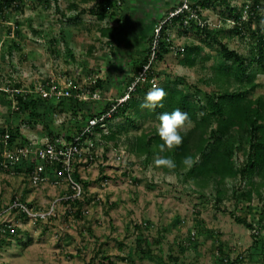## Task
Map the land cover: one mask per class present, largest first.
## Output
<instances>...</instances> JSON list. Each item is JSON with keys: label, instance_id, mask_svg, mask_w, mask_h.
I'll use <instances>...</instances> for the list:
<instances>
[{"label": "rangeland", "instance_id": "obj_1", "mask_svg": "<svg viewBox=\"0 0 264 264\" xmlns=\"http://www.w3.org/2000/svg\"><path fill=\"white\" fill-rule=\"evenodd\" d=\"M100 1L23 0V9L5 12V20L0 18V86L10 88L20 85L23 91L33 92L35 86L42 85L48 77L60 76L63 86L66 84V78H75L78 85L90 90V87L99 80L103 90V92L99 91L102 97L96 99V103H92L93 108L99 110L107 102L106 100L113 102L121 97V89L135 75L137 65L147 54L149 55L150 52L146 53L149 47L152 53L155 40L152 44L148 42L156 25L155 39H158L159 43L160 41H165L167 45L171 43L173 51L165 53L162 60L157 61V57L155 58L156 64H152L150 69V74L155 80L153 83L150 81L144 83L151 84L149 90L154 83L162 87L165 83L172 84L174 80H178L182 82L179 87L191 88L195 99L200 98L204 102L207 93L217 90L215 84L205 83V80L213 74L211 66L221 62L229 65L231 61L224 60L221 43L214 37H209L195 27L182 35L180 24H162L169 8L168 2L171 0H125L117 10L113 9L114 6L110 7L113 12H110L109 18L104 21H99L90 12ZM222 1L215 0L212 5L202 9L204 19L199 18L201 25L209 24L210 31L218 34L222 42L240 53L251 56L255 44L253 30H256L259 22L254 20L251 25L246 22V26L238 32L233 14L225 9V4L220 3ZM229 1L232 6L242 10L243 4L252 0ZM261 9L264 14V0H261ZM121 15L123 18L117 23ZM112 25H117L118 29L116 39L110 41L108 37L101 35L100 30ZM159 26L162 28L160 33H157L156 29ZM164 29L165 35L162 34ZM13 39L20 47H15L10 52ZM192 44L203 45L201 54L206 57L204 61L198 60L195 67H186L180 64V59L185 54L184 48ZM175 51H178V54ZM151 53L149 60L152 57ZM255 82L258 86L250 92V97L264 96V74H258ZM195 86H198L200 91ZM142 97L143 94L135 96L136 99ZM202 101L199 105L203 103ZM16 103L14 93L10 92L7 96L0 95V132L11 125L21 124L22 134L29 135L33 140H43L46 133L41 131L43 124L33 126L26 121L23 123L21 120L24 116L19 117L15 112ZM129 111H132L131 107L127 109L126 115L107 122L105 132L116 135L117 150L128 154L130 160L127 161L126 155L125 161H115L121 169L128 164L130 172L125 178L123 190L127 189L118 196L120 208L115 218L135 219L128 223L132 225L124 228V232L120 229L113 231L117 223L112 230L108 225H88L110 233L107 235L121 237L124 234V239L116 237L115 241L112 238L108 240L102 234L95 232V235L93 233L87 237V234H84L86 237L84 241L85 237L77 232L76 227L69 232V235L75 238L66 242L57 240L56 235H54L55 239L46 234L43 238L44 232L41 231L31 234L32 237L29 239L27 235H23L25 240L22 242L13 241L2 246L9 235H14L9 234L0 240L2 242L0 264H94L96 251L89 250L88 243L94 245L98 242L102 243L104 250L115 260L128 249V246L136 245L134 235L141 228L137 230L134 223L139 218L147 220V223L148 220L154 223L153 227L151 224L143 225L145 241L141 242V246L144 242L147 255L168 257L170 252L176 250L178 259L180 257L182 259L181 263H178L177 259L174 264H214L217 255L227 253L230 258L242 256L239 264H263L264 170L256 171L251 178L237 173L236 176L226 178L217 187L211 178L193 179L187 176L189 167L182 164L173 172L157 168L153 164L155 158H149L146 154H137L133 150V142L137 136L155 130L159 121L153 116H147L136 119L134 126L126 118ZM53 117L54 127L64 135L74 115L64 112ZM59 125H64V128ZM192 125L191 122L185 129ZM241 140L237 135L228 142L233 149L234 165L238 172L246 162L249 152L247 140ZM107 148L106 146V152L114 160V155L118 152L110 146V149ZM218 189L223 191L224 199L217 205ZM249 190L252 194L251 199L244 195ZM142 198L144 200L141 201ZM231 210L252 224H257L260 228L259 234L253 231L254 228L237 223L230 214ZM177 216H179L178 226H173ZM128 229L132 230L131 233L127 231ZM193 230L196 231L194 239L191 238ZM94 238L98 242H95ZM156 239L162 241L161 247L158 246V242L154 243ZM75 242L77 244H74ZM104 242L107 243L106 246ZM178 244L183 246L182 252H179ZM221 247L223 252L219 249ZM157 260L160 264V260ZM151 261L150 264L155 263L154 259ZM117 263L130 264L129 261L124 263L121 260Z\"/></svg>", "mask_w": 264, "mask_h": 264}, {"label": "trees", "instance_id": "obj_2", "mask_svg": "<svg viewBox=\"0 0 264 264\" xmlns=\"http://www.w3.org/2000/svg\"><path fill=\"white\" fill-rule=\"evenodd\" d=\"M124 1L125 0H101L98 3V6L95 9H91L90 12L95 15L99 21H104L107 17L109 18V13L113 12L110 7L112 8L114 6L113 9L117 10ZM187 1L189 2L191 9L196 11V17H192L190 15L191 11L186 10L181 15L174 17L166 23L172 25L180 24L182 28L180 34L182 35L195 27L197 30H200L209 37H214L221 43L222 56L225 61L229 60L231 63L229 65H226L223 62L219 64L214 63L211 66L213 74L205 80L206 84H215L217 90L213 93H207L206 102H204L200 98L195 99L194 91H192L191 88L185 89L179 87V84L182 82L174 80L172 84L165 83L161 87L167 93L163 101L164 107H157L155 110L150 111L142 109L140 105L144 102L143 99L151 84H138L135 89L130 92V98L117 105V110L108 122L124 114L126 115V111L130 107L132 111L128 112L126 118L130 120L134 126L136 119L153 116L158 120V117L162 113H171L175 109H180L181 111L188 113L193 125L181 132L183 143L176 148L174 152L159 153L158 145L162 143V141L160 140L156 129L146 132L141 136H137L133 142V150L140 155L146 154L152 159L157 155L171 157L175 159L177 168L180 167L181 160L186 155H190L193 159V165L188 168L186 172L187 176L193 179L211 178L218 187L226 178L236 176L237 173H241L243 176L251 178L256 171L260 169L264 170V96H258L256 98L250 97V92L258 86V83L255 82L256 76L258 74H264V14L261 9V0H252L251 2L243 4L242 10L237 6H232L229 0H223L220 2L221 4H225V9L233 14L235 27L238 32L242 31L246 26V22L248 25H251V22L254 20L259 22L256 30H253L255 44L251 50V56H249L238 52L236 49L230 48L228 44L222 42V40L218 38V34H213V31H210L209 24L205 23L204 25H201L202 22L200 23L199 18L204 19L202 17V9L212 5L211 3L215 0ZM183 2L184 0H176L174 4L169 6L165 16H167L171 10L181 6ZM21 9H23V0H0V18L3 20H5L4 17L6 16L5 12ZM244 13H246V15ZM244 16H246V18H244ZM120 18H123V16L121 15L118 17L117 23L120 21ZM185 19L188 20L187 24H184ZM246 19H248V21H245ZM155 26L148 42L151 44L156 37ZM248 28L250 29V27ZM117 29V25H112L101 28L100 31L103 37H108L110 41H113L117 37ZM165 32L166 30L164 29L162 34L165 35ZM12 41L13 43L10 46V52H12L13 48L20 47L19 43L14 39ZM184 50L185 54L180 59V64L186 67H195L198 60H205L206 56L201 54L203 53V45L201 44L187 45ZM172 51L173 46H171V43L167 45L165 41H160L159 46L156 48V54H158L156 56L157 61L162 60L165 53ZM148 52L151 53V47L148 48L146 53ZM175 52L178 54V51ZM149 55L147 54L144 60L137 65L135 75L126 83L127 85L121 89V96L128 91V87L148 62ZM155 64L156 62H153V65ZM151 76L153 75L151 74ZM195 87L200 91L198 86ZM101 90V83L99 84V80H97L95 85L90 87L89 91L103 92V90ZM10 92L14 93V101H17L14 106L16 108V114L18 113L19 117L24 116L21 121H23V123L25 121L29 122L33 126L41 123L43 124V130L51 136L62 134L60 130H57L54 127L53 115L64 112L72 113L74 117L69 123L70 127H65L67 130L64 132L67 138H72L75 134L81 132L91 117L101 115L108 111L113 104L117 103V99L119 98L118 97L113 102L106 100L107 102L101 109L95 110L92 103H96V99L79 100L75 97H65L60 101H55L43 98L35 92L23 91L20 89V85H18V87L10 88H2L0 86L1 96H7ZM138 94H143V97L136 99L135 96ZM200 101L203 102L201 105H199ZM59 127L64 128V125H59ZM96 129L101 130L100 125H98ZM6 132L10 133L11 141L21 140L25 143L28 140V138L22 134L21 124L11 125L2 130L0 134H5ZM237 135L242 139L241 141L246 139L249 144V152L247 153L246 162L242 168H240L239 172L234 165L233 149L228 145L229 140ZM115 137L116 135L114 133L104 135V138L108 142L117 147ZM23 168L24 167L22 166L16 170L22 171ZM26 171L28 172L29 169H26ZM76 176L78 177L77 174ZM216 195L217 205L218 203L221 204L224 199L223 191L218 189ZM244 195L248 199L252 198L250 190ZM230 214L237 223L244 224L248 228L255 227V224H252V222H249L246 218L235 214L234 211L231 210ZM7 233L10 234L9 232ZM142 241H145V239H141L139 243L140 245ZM159 242H161V240H159ZM1 243L2 242H0V246ZM219 249L222 251V247ZM223 254L217 255L214 264L216 262H224L225 256H228L229 258L228 264H239L242 260V256L230 259L227 253Z\"/></svg>", "mask_w": 264, "mask_h": 264}, {"label": "built area", "instance_id": "obj_3", "mask_svg": "<svg viewBox=\"0 0 264 264\" xmlns=\"http://www.w3.org/2000/svg\"><path fill=\"white\" fill-rule=\"evenodd\" d=\"M186 10L191 11V16L196 17V11L191 9L187 0L174 10H171L163 23H166L176 16L181 15ZM188 20H184L187 24ZM162 26L156 29L160 33ZM157 40V41H156ZM159 46L158 39L152 49V57L144 65L132 84L128 87V91L117 99V103L113 104L110 109L101 115L93 116L88 120L85 128L75 134L72 138L64 135H49L45 133L43 140H33L28 138L27 142L21 140L11 141L9 132L0 134V169L6 172L15 173L17 168L24 167L29 169L30 182L37 186L45 181H50L56 185L65 184L67 191L58 198H55L47 208H35L22 201L20 198L13 199L6 205L0 207V240L10 234L17 233V225L15 221V212L25 214L33 223L39 220L48 219L56 215L58 205L63 201H76L84 197L85 188L80 178L76 176L79 164L91 165L98 163L99 160L104 161L105 155L110 156L106 152V146L118 152L114 155V160L118 162L127 161L129 155L122 150L110 144L104 135L105 127L109 119L117 110V105L127 101L130 98V92L135 89L138 84H144L147 81L154 82L155 77L151 76L150 69L156 58V48ZM60 76L48 77L42 85L35 86L33 92L43 98L60 101L65 97H75L79 100L100 99L102 95L95 91L90 92L83 86L78 85L75 78H66V84L63 86L60 82ZM64 83V82H63ZM100 125L101 130L96 127ZM109 145V146H108ZM109 148V149H110ZM121 151V152H119ZM111 158V157H109ZM112 159V158H111ZM129 169L127 164L124 171ZM259 226L256 224L254 232L259 234ZM191 237H196V231L191 232ZM241 257V256H240ZM234 259V258H230ZM228 256L224 257V262H216L215 264H228Z\"/></svg>", "mask_w": 264, "mask_h": 264}, {"label": "crops", "instance_id": "obj_4", "mask_svg": "<svg viewBox=\"0 0 264 264\" xmlns=\"http://www.w3.org/2000/svg\"><path fill=\"white\" fill-rule=\"evenodd\" d=\"M175 2L176 0L169 1V6ZM35 125L37 126L38 124ZM41 131L45 132L43 129ZM24 135L27 138H32L29 135ZM115 161L116 160L109 158L108 155H105L104 161L99 160L98 163L91 165L79 164L76 173L84 183L85 195L83 198L76 201L61 202L56 209V215L33 223L25 214L15 212L13 215L15 216L17 225V233L9 235L8 240H4L2 246L11 244L13 241L22 242L25 240L24 237H22L23 235H27L29 239L32 237L31 234H36L41 231L44 232L43 238L47 235L55 239L54 235H56L57 240H60V242H66L68 239L73 240V238H75L71 234L69 235V232L73 231L76 227L77 232L84 237V234H87V237L93 235V233L95 235V232H98V234H102L108 240L111 238L114 241L117 240L115 239L116 237H119L117 235H107L110 233H105L104 230H98V228L88 226L91 224H93V226L94 224L95 226H99V224L104 226L108 225L112 230V227L117 225L118 227L116 226L113 231L120 229L121 232H124V228H128L132 225L128 223H131V221L135 219H132L131 217L126 218V220L115 218L118 214L117 211H119L120 208L118 196L122 195L127 189L125 188L123 190L125 187L124 183L126 182L125 178L130 174L129 169L124 171L119 168L118 163ZM66 191L67 186L65 184L56 185L50 181L42 182L37 186L33 185L30 182L29 172L26 171V168L15 173L6 172L0 169V207L8 204L13 199L20 198L22 201L35 208H47L55 198L60 197ZM142 200H144V198H142L141 201ZM147 203L150 204L151 202ZM174 220L175 223L173 226H178L179 216L175 217ZM148 221L149 223L142 218H139L138 221L136 220V223H134L135 228L137 230L138 228H141V230H139L140 232L136 231V235H134L136 238V245L132 247L128 246V249L122 252L121 256L117 257L115 260L104 250L102 243L94 238L93 240H95V242L97 241L98 244L94 243L93 245L88 243L90 244L89 250L95 249L96 251L94 252L93 258V261L95 262L94 264H116L119 260L124 263L129 261L130 264H146V262L150 264L153 259L155 260L154 264H159L157 259L160 260V264H174L175 260L178 259V254L175 253L176 250L170 252V256L168 257L159 258L158 256H150L146 254L148 251L146 250L144 242L142 246L139 244L141 239L145 237L143 225L146 226L151 224L152 227L154 226V223H152L151 220ZM127 231L131 233L132 230L128 229ZM77 237L79 238L78 235ZM86 237L84 241L86 240ZM118 239H124V234ZM77 241L78 240H76V242ZM76 242L74 244H77ZM157 242L159 243L158 246L161 247L162 241L159 242V239H156L154 243ZM119 243L123 244L122 242ZM106 244L107 243L104 242V246H106ZM182 247L181 244H178L177 248H179V252H182L181 250L184 249ZM181 259V257L178 259V263H181ZM182 262H184V260H182Z\"/></svg>", "mask_w": 264, "mask_h": 264}, {"label": "clouds", "instance_id": "obj_5", "mask_svg": "<svg viewBox=\"0 0 264 264\" xmlns=\"http://www.w3.org/2000/svg\"><path fill=\"white\" fill-rule=\"evenodd\" d=\"M166 95L167 93L165 90L154 83L151 90L145 95L144 102L140 107L150 111L155 110L157 107L163 108V101ZM158 120L159 123L156 127V131L162 141V143L158 145L159 153L174 152V150L183 143L181 132L191 123L190 117L188 113L183 112L180 109H175L171 113H162L158 117ZM153 164L155 167L167 169L169 172H173L177 168L175 159L164 155H157ZM181 164L189 168L192 167V157L186 155L181 160Z\"/></svg>", "mask_w": 264, "mask_h": 264}]
</instances>
